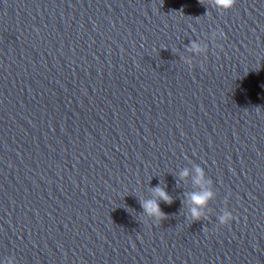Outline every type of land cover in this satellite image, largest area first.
<instances>
[{"label":"clouds","instance_id":"obj_1","mask_svg":"<svg viewBox=\"0 0 264 264\" xmlns=\"http://www.w3.org/2000/svg\"><path fill=\"white\" fill-rule=\"evenodd\" d=\"M208 3L210 6H213L217 9H221L224 11L231 10L237 0H200L201 4ZM221 37L224 36V33L221 31L219 33ZM192 49L195 51H200V47L196 42H193L191 45ZM197 176L194 179V184L198 186H202L204 183V171L200 167H197L195 169ZM188 171L185 169L182 173V177L188 176ZM154 195L159 200H163L165 203H171V197L167 194L166 191H164L162 188L157 187L154 189ZM213 193L211 191H208L206 189L201 190L199 192H193L190 194V200L193 205L191 208V216L193 220H198L202 216L201 209L207 205V202L212 198ZM141 207L143 208L144 212L147 213L149 216H154L157 219H164V213L161 211L159 203L156 199H150L147 201L141 202ZM235 217L232 215L231 212H226L223 215L219 217V222L221 225H227L230 221H232ZM8 264H11V261L8 262Z\"/></svg>","mask_w":264,"mask_h":264}]
</instances>
